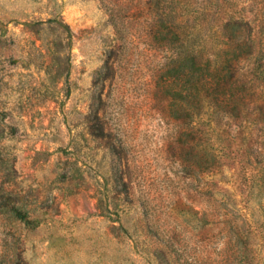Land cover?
<instances>
[{"label":"rangeland","instance_id":"374dc122","mask_svg":"<svg viewBox=\"0 0 264 264\" xmlns=\"http://www.w3.org/2000/svg\"><path fill=\"white\" fill-rule=\"evenodd\" d=\"M0 264H264V0H0Z\"/></svg>","mask_w":264,"mask_h":264}]
</instances>
